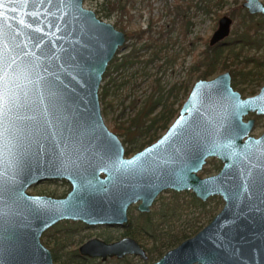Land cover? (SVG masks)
Returning <instances> with one entry per match:
<instances>
[{
  "label": "water",
  "instance_id": "water-1",
  "mask_svg": "<svg viewBox=\"0 0 264 264\" xmlns=\"http://www.w3.org/2000/svg\"><path fill=\"white\" fill-rule=\"evenodd\" d=\"M83 1L0 0V264H53L39 242L51 223L122 222L131 201L142 199L139 209L147 211L168 187L191 188L202 200L219 194L224 206L194 237L151 264H264V133L242 141L253 123L242 116L264 113V87L258 97L242 100L228 72L197 82L169 131L124 159L119 139L104 123L98 92L125 34ZM243 5L264 13L258 0ZM230 22L220 20L211 43L228 34ZM210 155L223 167L201 179L195 171ZM46 178L68 180L67 198L25 192ZM103 187L128 192L110 197ZM93 192L107 200L90 199ZM110 201L118 203V212ZM80 251L145 257L129 239L112 245L94 240Z\"/></svg>",
  "mask_w": 264,
  "mask_h": 264
},
{
  "label": "flooded vegetation",
  "instance_id": "flooded-vegetation-1",
  "mask_svg": "<svg viewBox=\"0 0 264 264\" xmlns=\"http://www.w3.org/2000/svg\"><path fill=\"white\" fill-rule=\"evenodd\" d=\"M227 1L228 0H209V1L208 0H177V4L174 5V8H176L177 12L173 13L172 24L168 28L161 30V31H158L157 36H148V38L152 37L153 39L156 40L157 46L155 45V47L157 49L159 47H161V48H164L166 50V55L160 56L159 54H157L154 57L155 61H162L159 64V67H163V68L173 67L176 63L177 55L175 54V52L174 53L169 52L170 47L172 46V41H173L169 35L172 32V30L174 29V25H176V23H178V31H179L180 37L185 41V40H187V36H188L189 30H190L189 26L192 23L190 21V18L195 16L197 12H202L204 14L212 13L214 16L213 18H215L216 27L213 30L208 41H207V39H202L201 37H195L196 40H201L205 44V47L202 50H200V52L196 55L194 63L190 67V72L196 73V78H197L196 81L193 84L190 83V77L189 76L186 77L185 79H183L182 81H178V82L174 81L169 86L168 90L166 91V94H163V93L160 94L164 98L165 97L168 98L167 102H168L169 106H171L173 108V110H175V113H174V116L168 121L167 127L164 130H161L157 134V138L150 143H146L144 141L145 137L143 135L138 134V136H136L135 138L132 139V142L131 141L128 142V141L123 139V136L117 135L112 130V128L107 127L119 139V142L121 143V146L123 148V158L124 159H129V158L133 157L135 154L143 151L147 147L156 144L169 131V129L175 123L177 118L180 116V112H181L184 104L188 100L190 93L192 92V89L197 82H202V81L203 82H210V81L215 80L220 74L228 72L230 74L229 75L230 76L229 77V85L234 92H237L239 94V96L242 100H245L247 98L258 97L262 93V88L264 87V84L260 87L258 92H256V93L252 92L251 96H246V97L242 96V94L245 91L244 88L240 87V84L242 82L253 81L254 79H256V81L264 80V73H263L264 72V64H263L264 62H258L255 59L248 57L245 53L246 50L244 51V55L242 56V58L239 60L238 65L245 66V64H246V68H251L255 65L260 64L261 68L257 67V69H256V70H259V72H255L251 76L243 77L242 81L238 82V83H236L234 81L232 72L230 70H225L222 72H215L209 76H203L204 65L202 64V55L207 50V48H214L217 45H225V44H227V42H231L235 37L234 34H235L236 30L242 31V30L247 29V27H249L250 32H252V33L256 32L257 33V31H258L257 28L255 27V29H256L255 30V29H253L254 27L251 25L253 18H254L253 15L262 14L264 16V13L259 12V11L254 12V13L249 12L247 7H245L243 5L246 2V0H242L241 6L246 11H245V14L242 15V17H241V20H240L241 22L239 23L240 26L239 27L237 26L235 29L232 30L233 19L229 16L232 13L229 11H227V13H222V12L218 11L220 8H222V6H224V4ZM258 1L261 2L260 0H258ZM134 2H135V0H125L124 3L121 4L123 7V14L122 15L129 14L130 8L133 7ZM262 4H264V3H262ZM182 8L184 11L179 12L178 9H182ZM191 8H194L192 11V14L188 15V12L191 11L190 10ZM263 16H259L260 17L259 22L261 23L262 26L264 25V17ZM223 17H227L231 21L230 25H229V32L222 39H219V40L215 41L214 43H211L212 36L218 30L219 25H220L219 22ZM183 22H185V26L182 27L181 25L183 24ZM150 23H152V21H150ZM123 25H124V29L122 30V32L125 34V42L123 44V46H124V45H127L128 41H134V40H132L128 35V33H129V31H131V29H129L125 23H123ZM139 31H141V32L143 31V33L141 34V39H140V41H141L142 37L146 31H144V30H139ZM147 41H148V39H147ZM147 41H144L143 43H145ZM154 44H155V42H154ZM123 46H122V48H123ZM184 49L186 52H189V48L184 47ZM251 49H254V48H250V50ZM255 49H257V48H255ZM143 51H145V50L141 49L142 55L144 56ZM129 52H130V50H129ZM143 56H142V58H143ZM147 64H148V62H147ZM147 64H141V66L144 68ZM160 95H158V96H160ZM158 96H156V97H158ZM98 97H99V92H98ZM160 109H161V106H158L155 109V113H157ZM262 117H264V113H257L256 110H254V111L251 110L242 116L243 122H248L249 120L253 121L250 131L243 138L242 141H244L247 137H253L255 139H259L263 135L264 128L258 136H253L251 134V132L253 131V129L257 125L258 121ZM115 122H117V121H115ZM139 137L142 139V142L138 146H135L134 143L136 142L137 138H139ZM127 144H129V146H127ZM127 148H130L131 151L126 152ZM133 151H135V153L131 154V152H133ZM211 158H216L220 162L221 167H220L219 171H217L216 173L209 175V176H203V177L200 176L199 175L200 171L204 170L205 164ZM222 167H223L222 160L217 156H211L210 155V156H207L205 158L204 163L201 165V168L198 169L197 171H195V174L201 179L212 177V176L217 175L221 171ZM99 177L104 178L105 174L100 172ZM56 182H58V183L63 182V183L68 184V186H69L68 191L63 195L52 194V196L29 193V190L31 188H33L34 186L40 185L42 183H56ZM70 190H71V183L66 179H63V178H46V179L40 180L38 182L31 183L26 188L25 192L30 196L46 197V198L52 199V200H62V199L67 198ZM119 192H128V188L127 187H124V188L123 187H119V188H117V187H103V193L104 194L110 193L109 194L110 197H112L111 196L112 194L116 195V193H119ZM164 192H168L171 195L168 202H163L158 207L155 205L153 210H151L156 199L159 196H161L162 193H164ZM214 196H218L221 198V200L223 202V205L221 207V209H222L224 206V200L219 194L210 195V196L206 197L204 200H202L196 195V193L191 188L190 189L176 190L174 188L168 187V188L161 190L154 197L153 201L148 206L147 211H141L139 209V205L142 204V199L138 198L135 201H131L126 206V209L124 211L125 220H123L122 222H118V221L88 222V221H85L84 219H81V218H61V219H58L55 222L51 223L44 230L41 231V233L39 235V242L45 249H47L49 251L53 264H94L91 262L92 260L99 261L98 263L96 262V264H103V263H107V262H112V260H114L116 262L114 264H151V263L157 262L168 251L176 248L182 242L194 237L199 231H201L205 226H207L212 221V219L214 218V216L217 213L213 216V218L210 220V222L207 225H205L203 228H201L199 231H197V233L194 234V232L198 228L199 222L202 220L203 217L205 218V216H207L209 213V211L205 210L203 207L205 206L206 202L208 200H210L211 198H214ZM126 197H128V195ZM176 197L179 198L180 203H182L183 207H186V209L182 211V214H181L179 219L176 217V213H175V199H176ZM90 199L96 200V202L99 201L100 203L102 201L105 202L107 200L105 196H102L101 194H97V193H94ZM109 204H110V206L111 205L114 206V208L111 206L112 211L118 212V211H116V207L118 206L117 205L118 203H116V201H110ZM133 205H136V209L138 211V215H137V217H135V219H133V217L131 215L129 216V210ZM221 209H220V211H221ZM183 213H185V214H183ZM201 216H202V218L199 219ZM66 222H71L74 224L80 223V224L85 225L86 227L87 226H89V227L104 226L107 228H119L120 230H122V232L115 239H113V238L101 239L98 237H90L86 241L81 242V244L77 247V250L73 251L71 253V255H67L64 253V249L68 244L73 243L70 240V236L73 238V235L69 236V234H68V232L69 233H71V232L65 231L60 237V235H59L60 232L62 233L64 230L58 231V234L53 236L54 239L52 238V235L49 233L51 228H54L56 225L61 224V223H66ZM193 223H195L194 230L192 232H191V230L188 231V235L186 237L180 236L179 233L186 232L187 229L190 227V225ZM73 232H75V231H72V233ZM192 234H194V235H192ZM125 239H129L130 241L131 240L134 241L139 246V248L143 251L145 257L143 258L140 254H136L134 252L122 253L121 255H117V254L109 255V254H107L106 256H102V255L90 256L88 254H83L80 251L81 246H83L84 244H87L88 242L94 241V240L101 242V243H104V244H107V245H112L115 243H119ZM127 242H129V241H127ZM129 258H131V261L129 260Z\"/></svg>",
  "mask_w": 264,
  "mask_h": 264
},
{
  "label": "rangeland",
  "instance_id": "rangeland-1",
  "mask_svg": "<svg viewBox=\"0 0 264 264\" xmlns=\"http://www.w3.org/2000/svg\"><path fill=\"white\" fill-rule=\"evenodd\" d=\"M124 1L125 0H84L83 6L94 11L96 16L100 19L113 24L118 30L121 29L115 24V21L121 18L122 23H125L129 29L146 31L142 40L138 41L137 46L147 41L148 36H157L158 31L168 28L172 24L173 13L177 12L176 8H174V5L177 4V0H135L133 7L130 8L129 14L122 15L119 13L116 6L119 4L121 5ZM260 1L264 3V0ZM241 2L242 0H228L224 6L218 10L222 13H227V11L232 13L229 15L233 19L232 30L240 26L241 17L246 11L242 8ZM193 9L194 8L190 9L191 11L188 12V15L192 14ZM178 10L179 12L184 11L183 8ZM253 16L254 18L251 25L254 27L253 29H255V27L257 28V36L263 40V46L259 49H248L245 53L248 57L258 62H264V25L262 26L259 22V16L263 15L256 14ZM213 17L212 13L204 14L202 12H197L195 16L190 18L192 23L189 26L190 30L187 40L185 41L180 37L178 23L174 25V29L169 35L173 40L169 52H175L177 55L176 63L173 67H159L162 61L151 60L147 61L148 64L144 68L140 64L137 67V73H134V70L132 71L133 68L125 72L112 71L106 80L101 82V85L107 82L110 88L104 104L100 103L103 120L108 128H112L115 121H123L131 118L135 111L141 108V106L152 97H156L162 93L166 94L169 86L174 81H182L188 76L190 77V83L193 84L196 81V73L190 72V67L194 63L196 55L205 47V44L201 40H196L195 37H201L208 41L216 27L215 18ZM150 21H152V23H150ZM134 42L135 40L128 41L127 45H124L123 48L118 51V56L127 54ZM184 47L189 48V52H186ZM143 54L144 60H147L151 54V50H145ZM263 84L264 80L256 81V79L242 82L240 87L245 89L242 96H251L252 92H258ZM263 128L264 117L258 121L251 134L253 136H258ZM141 142L142 139L139 137L134 145L138 146ZM127 146H129V144H127ZM133 153H135V151L131 152V154ZM220 167V162L216 158H211L205 164L204 170L200 171L199 175L202 177L212 175L219 171ZM68 189V184L63 182L42 183L31 188L29 193L49 196H52V194L63 195ZM170 196L168 192L162 193L154 202L151 210H153L155 205L158 207L163 202H168ZM222 205L223 202L218 196H214V198L206 202L203 208L208 210L209 213L199 222L198 228L194 234L210 222L213 216L220 211ZM130 215L133 219L137 217L138 211L136 205L130 208L129 216ZM58 231H63L62 233L60 232V237L65 231L71 232H68L69 236L73 235V238L70 236V240L73 243L68 244L64 249V253L67 255H71L73 251L77 250L81 242L86 241L90 237L115 239L122 232L119 228H107L104 226L86 227L80 223L74 224L66 222L51 228L49 233L53 238L54 235L58 234ZM72 231L75 232L72 233ZM129 260L131 261V258H129ZM91 262L96 264V262L98 263L99 261L92 260ZM114 263L116 262L112 260V262L103 264Z\"/></svg>",
  "mask_w": 264,
  "mask_h": 264
},
{
  "label": "trees",
  "instance_id": "trees-1",
  "mask_svg": "<svg viewBox=\"0 0 264 264\" xmlns=\"http://www.w3.org/2000/svg\"><path fill=\"white\" fill-rule=\"evenodd\" d=\"M116 7L119 10V13L123 14L122 5L119 4ZM115 24L119 27V29H124L121 18L117 19ZM181 26H185V22H183ZM142 33L143 31L141 32L139 30L129 31V37L132 40H135L130 48V52L128 54H124L123 56H118L119 50L116 52L103 75L102 82L106 80L112 71L125 72L133 68L132 71L134 70L133 72L137 73V67L140 64H147V61L154 60V57L157 54L160 56L166 55V50L164 48L159 47L157 49L155 47L156 40L152 37H149L148 41L143 43L141 46H137L138 41L141 39ZM257 35L258 34L256 32H250V28L247 27V29L242 31L236 30L234 34L235 37L231 42H227L225 45H217L214 48H207V50L202 55V64L204 65L203 76H209L215 72L230 70L232 72L234 81L238 83L242 81L243 77L251 76L255 72H259V70L256 69L257 67H260V64L251 68H246V64L245 66L238 65L239 60L244 55L245 50L250 48L258 49L263 46V40L258 38ZM141 49L151 50V54L147 60L142 58L143 55ZM109 90L110 88L107 85V82L104 85H100L99 101L101 104H104ZM167 101L168 98H164L162 95L158 97H152L151 99L147 100L146 103L141 106V108L137 109L131 118L124 121L114 122L112 130L117 135L123 136V139L128 142H132V139L138 136V134L145 137L144 141L146 143L152 142L157 138V134L167 127L168 121L174 116L175 110L169 106ZM158 106H161V109L155 113V109ZM128 151H131L130 148H127L126 152ZM185 209L186 207H183L179 198L176 197L175 213L178 219L180 218L182 211ZM202 216L199 219H201ZM194 227L195 223L191 224L186 232L179 233L180 236L186 237L188 235V231L191 230L192 232Z\"/></svg>",
  "mask_w": 264,
  "mask_h": 264
},
{
  "label": "snow or ice",
  "instance_id": "snow-or-ice-1",
  "mask_svg": "<svg viewBox=\"0 0 264 264\" xmlns=\"http://www.w3.org/2000/svg\"><path fill=\"white\" fill-rule=\"evenodd\" d=\"M128 163H131V162H128ZM2 182H0V196H2L3 192H2Z\"/></svg>",
  "mask_w": 264,
  "mask_h": 264
}]
</instances>
